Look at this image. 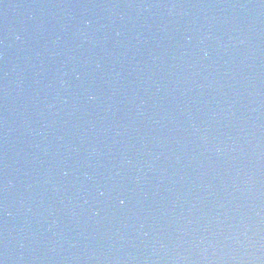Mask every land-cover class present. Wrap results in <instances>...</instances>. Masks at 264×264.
<instances>
[{"label":"water","instance_id":"water-1","mask_svg":"<svg viewBox=\"0 0 264 264\" xmlns=\"http://www.w3.org/2000/svg\"><path fill=\"white\" fill-rule=\"evenodd\" d=\"M0 264H264V0H0Z\"/></svg>","mask_w":264,"mask_h":264}]
</instances>
